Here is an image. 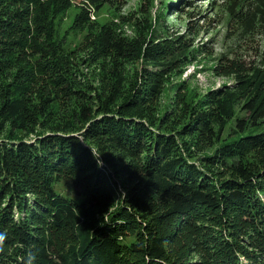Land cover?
Listing matches in <instances>:
<instances>
[{"label":"trees","instance_id":"obj_1","mask_svg":"<svg viewBox=\"0 0 264 264\" xmlns=\"http://www.w3.org/2000/svg\"><path fill=\"white\" fill-rule=\"evenodd\" d=\"M109 1L0 0V133L7 132L0 135V205L9 194L11 208L26 206L29 226L10 223V216L4 224L15 231L18 248H34L24 261L3 254L0 264H199L183 257L194 245L214 252L223 264H241L242 255L249 264H264V249L257 259V250L240 245L249 238L228 237L207 223L224 222L230 213L252 217L255 224L246 229L264 244V203L255 194L264 192V165H258L264 160L249 158L264 152V128L257 129L264 118V98L257 103L263 82L251 76L239 87L258 86L245 103L251 118L237 115L236 89L191 100L173 84V104L162 113V87L177 68L182 41L160 35L152 18L134 23L132 35L116 21L94 20ZM75 4L80 11L74 27L87 30L88 57L100 65L94 78L83 73L85 58L77 61L78 49L61 33ZM215 4L247 30L264 29V0H213L211 8ZM141 57L142 72L130 75L128 65ZM29 127L33 138L17 132ZM105 146L107 161L140 184L115 209L99 214L102 200L118 196L95 155ZM206 167L225 168L232 178L218 180L221 174L209 175ZM58 172L76 181V197L55 190L57 176H63ZM30 196L35 202L28 205ZM66 229L78 231V244L66 248L55 239ZM185 230L184 250L174 247Z\"/></svg>","mask_w":264,"mask_h":264},{"label":"rangeland","instance_id":"obj_2","mask_svg":"<svg viewBox=\"0 0 264 264\" xmlns=\"http://www.w3.org/2000/svg\"><path fill=\"white\" fill-rule=\"evenodd\" d=\"M213 0H110L105 3L103 7L96 11L93 15L94 20L116 21L120 23V28L128 34L132 35L135 30L134 23L141 22L144 19L150 18L153 21V27L158 30L163 37H170L175 41H182L184 51L181 54L177 68L168 74L166 79L167 84L162 87V101L159 102L162 113L166 112L169 105H172L171 95L174 94L170 91L171 86L177 85L181 95L190 97L191 100H199L207 97L212 92H219L224 89H236L240 99L238 100L237 115L239 117L251 118L252 113L246 108V101L256 96L258 90L256 87L239 88L241 83L248 80L253 76L264 84V29L251 32L247 30L244 24L237 22L235 18H232L222 6L215 4L211 8ZM192 3V4H191ZM80 11L78 5H74L68 11L66 16L62 20L61 33L70 42L72 48L78 49L77 61H81V58H85L81 61V69L84 74L90 78H94V75L99 71V63L91 61L88 57L89 53V37L86 29H77L74 27V20ZM124 16V18H122ZM149 66V65H148ZM144 67V60L141 57L128 65V71L130 75L136 76L138 71L142 72ZM141 78V75L138 76ZM135 81V80H134ZM133 81V82H134ZM136 82V81H135ZM173 84V85H172ZM259 89L264 90V85H260ZM264 94L258 97V105L261 104ZM55 109L58 111H64L63 105H57ZM2 122V121H1ZM261 123L257 129L264 128V118L260 119ZM10 129L12 127L10 121L6 123ZM233 127H236L233 122ZM39 131L42 130L40 125L37 126ZM33 128H28L25 131H17L21 136H26L25 139L33 138ZM254 129L252 126L246 131ZM229 130V129H228ZM254 131V130H253ZM33 132V133H31ZM78 132V131H77ZM80 138L84 140V130L80 131ZM7 132H1L3 136ZM10 135V133L8 134ZM7 135V136H8ZM228 136V131L224 134ZM4 137V136H3ZM1 138V137H0ZM24 138V137H22ZM96 151V147L94 148ZM102 151L95 152V155L100 158L99 163L102 164L111 174L114 187L117 189V199L102 200V205L99 208V214L105 212L107 209L113 207L116 208V202L119 201L121 196L127 195L129 190L138 188L140 181L139 178H134L129 174L121 176L115 166H112L107 157L110 150L105 146ZM199 155L205 154L199 152ZM106 157V158H105ZM249 158L250 161L264 160V152H254ZM202 159L196 161L203 169ZM264 165L263 163H259ZM263 167V166H261ZM209 171L207 174L215 176V174H221V177H217L218 180H230L232 178L229 171L225 168L217 167L216 171L212 167H206ZM62 170V169H60ZM59 174L63 172H58ZM261 173H264L261 172ZM19 177V175L17 176ZM57 182L54 183V188L59 193H68L71 197H76L80 187L76 181L70 177L68 172H64L63 176H57ZM18 179V178H17ZM19 183V182H18ZM219 184V183H218ZM1 185V184H0ZM28 194H33L32 192ZM27 194V195H28ZM255 194L259 197L260 202L264 203V192L255 191ZM7 194L4 197L3 202L0 205V257L6 255V257H18L23 261L29 257H33L34 248L33 245H29L28 249L18 248L22 244L16 239L15 231L9 230L4 224L5 219L9 216L12 218L10 223H17L22 227L29 226L31 224L30 217L27 218L26 206L11 208L10 198ZM34 196L27 197L26 203L31 205L35 202ZM10 203V204H9ZM9 204V205H8ZM115 204V206H114ZM7 210L8 214L5 215L4 211ZM30 216V215H29ZM256 217V213L254 214ZM224 222L213 221L207 222L213 228V231L219 230L223 235L244 236L249 238L250 242L241 241L242 245L246 249H254L258 252H252L254 256L262 255V249L264 244L262 241L253 234V231H248L246 225L253 223L254 219L245 218L238 213L227 214ZM48 222L41 221L39 224L42 228L47 227ZM37 224V223H36ZM89 224L94 225L92 220H89ZM19 226H16V229ZM188 230L182 233L181 238L176 240L174 247L185 242L186 234ZM19 232V231H18ZM238 233V235H236ZM20 234V232H19ZM49 234V233H47ZM78 231L75 229H66L55 234V239L62 241L60 244L69 247L71 244L79 242L76 239ZM135 236L133 235L132 238ZM225 237V236H224ZM130 238L127 242H131ZM258 238V239H257ZM65 241V243H63ZM220 244V243H219ZM20 245V246H17ZM31 249H30V248ZM173 247L172 255L175 254V248ZM182 248V246H181ZM183 249V248H182ZM184 250V249H183ZM188 254L183 257H188L193 262L201 261L199 264H205L208 260H211L209 264H223L224 260L220 261V257H216V254L209 253L207 250H203L199 245H194L191 250H184ZM257 259H259L257 257ZM241 264H249L247 257L242 255L239 259ZM173 263V262H172Z\"/></svg>","mask_w":264,"mask_h":264}]
</instances>
